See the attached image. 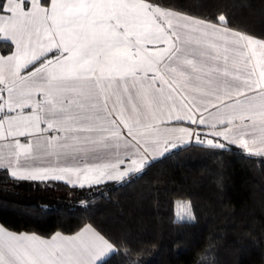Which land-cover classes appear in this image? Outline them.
I'll return each mask as SVG.
<instances>
[{"label": "crops", "instance_id": "crops-1", "mask_svg": "<svg viewBox=\"0 0 264 264\" xmlns=\"http://www.w3.org/2000/svg\"><path fill=\"white\" fill-rule=\"evenodd\" d=\"M5 8L0 38L14 49L0 51V169L94 176L88 185L192 142L264 155V41L146 0ZM115 250L91 225L43 237L0 223V264H97Z\"/></svg>", "mask_w": 264, "mask_h": 264}, {"label": "trees", "instance_id": "trees-1", "mask_svg": "<svg viewBox=\"0 0 264 264\" xmlns=\"http://www.w3.org/2000/svg\"><path fill=\"white\" fill-rule=\"evenodd\" d=\"M146 1L264 41V0ZM13 49L0 38L2 53ZM185 206L190 216L179 217ZM0 223L43 237L91 225L116 247L103 264H264V155L192 142L89 185L0 169Z\"/></svg>", "mask_w": 264, "mask_h": 264}, {"label": "rangeland", "instance_id": "rangeland-1", "mask_svg": "<svg viewBox=\"0 0 264 264\" xmlns=\"http://www.w3.org/2000/svg\"><path fill=\"white\" fill-rule=\"evenodd\" d=\"M119 145L121 146L122 145V143H119ZM119 145H117L116 144V146H118L119 148H120V146ZM117 152H119V151H117ZM108 153V152H107ZM121 159V156L119 155V163H120V160ZM140 170H142V169H140ZM75 173H76V171H74ZM139 172V171H138ZM134 173H136V172H134ZM127 174V173H126ZM125 174V176H122V177H119L120 179H122V178H126L127 177V175ZM93 178H94V176L92 177V176H83V177H80V180L79 179H73L74 181H73V183L75 184V183H80L81 185L82 184H87V183H91L92 182V180H93ZM96 178V177H95ZM73 183H70V184H73ZM73 184V185H74ZM89 185V184H88ZM179 214V217H183V218H185V217H188V216H190V211H187V206H185L184 207V210L183 211H179L178 212Z\"/></svg>", "mask_w": 264, "mask_h": 264}, {"label": "snow or ice", "instance_id": "snow-or-ice-1", "mask_svg": "<svg viewBox=\"0 0 264 264\" xmlns=\"http://www.w3.org/2000/svg\"><path fill=\"white\" fill-rule=\"evenodd\" d=\"M11 0H2V3L3 4H7V3H10ZM7 11L6 8H3V7H0V12H5ZM4 17L2 15H0V20H3ZM107 259V255L106 254H102L99 261H97V264H103V260Z\"/></svg>", "mask_w": 264, "mask_h": 264}]
</instances>
